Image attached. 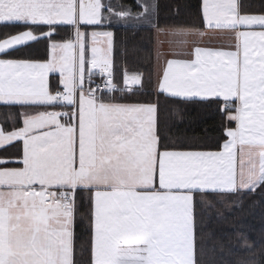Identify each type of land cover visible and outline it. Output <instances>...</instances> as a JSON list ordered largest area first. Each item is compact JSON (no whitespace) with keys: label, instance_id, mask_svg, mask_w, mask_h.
Instances as JSON below:
<instances>
[{"label":"snow or ice","instance_id":"snow-or-ice-1","mask_svg":"<svg viewBox=\"0 0 264 264\" xmlns=\"http://www.w3.org/2000/svg\"><path fill=\"white\" fill-rule=\"evenodd\" d=\"M137 8L102 0H0V25L23 29L0 38V54L42 40L49 49L43 61L0 58V103L36 109L22 113L23 127H0V146L23 142L22 167L0 168V264H76L85 199L89 264H204L197 205L215 208L207 198L215 196L230 207L229 194L264 188V14H241L237 0H202V29L166 32L156 22V0H137ZM105 22L148 25L169 37L160 43L171 46L173 58L165 60L157 92L219 103L235 124L225 127L219 151L169 145L158 132L157 103L105 96L144 86L143 73L127 70L125 87L114 82L112 31L82 28ZM61 26L73 35L56 40ZM216 30L234 33L230 50L195 39ZM51 74H58V87L50 86Z\"/></svg>","mask_w":264,"mask_h":264},{"label":"trees","instance_id":"trees-1","mask_svg":"<svg viewBox=\"0 0 264 264\" xmlns=\"http://www.w3.org/2000/svg\"><path fill=\"white\" fill-rule=\"evenodd\" d=\"M105 4H123L133 12L139 11L137 0H103ZM158 5L156 22L161 29L172 31L177 28L197 27L202 29V0H156ZM241 14H264V0H239ZM106 15L109 14L105 11ZM101 27L113 31L114 82L125 87L123 73L127 70L143 73L144 86H131L132 91H115V100L126 102H155L158 105V132L162 140L182 150H218L227 139L225 127H234L222 113L219 103L185 101L157 92L156 85L164 70V62L159 47L162 32L154 31L148 25L107 23ZM23 30L19 26L0 25V38L5 33L15 34ZM40 30L47 31V27ZM70 26L57 28L56 40L70 38ZM11 55L0 54V58L46 60L48 41L31 42L27 46L9 50ZM167 53V51L165 52ZM164 54V53H163ZM49 83L58 87L57 75L51 74ZM23 108L19 105L0 103V125L5 130L21 125ZM190 146V148H189ZM21 143L16 142L0 148V157L19 155ZM9 165V163H6ZM216 204L215 208H204L200 204L203 225L199 229L198 259L207 264L208 258L214 264H264V188L255 193L229 194L226 199L231 205L224 207L216 203L218 197L208 196ZM197 199H201L199 196ZM217 209L222 216L217 215ZM76 221V264H89L91 234L88 229V205L85 199ZM242 234V235H238ZM244 240L251 246L244 245ZM221 245H223L221 249Z\"/></svg>","mask_w":264,"mask_h":264},{"label":"crops","instance_id":"crops-1","mask_svg":"<svg viewBox=\"0 0 264 264\" xmlns=\"http://www.w3.org/2000/svg\"><path fill=\"white\" fill-rule=\"evenodd\" d=\"M238 4H239V0H237ZM249 15H256V14H249ZM240 30H248L246 28H240ZM252 30H261L259 28V26H254ZM206 34H210L211 36L215 35L217 36L216 38L220 39L221 41L217 44L214 42H210V43H204V44H200V46H204V47H214V48H223L225 50H230L232 48V46L235 45L236 40H235V35L233 32L230 31H220V30H216V31H207ZM195 39H197V37H195ZM173 58L172 56L169 58L171 59ZM48 59V58H47ZM39 61H43V60H39ZM164 67H165V62H164ZM58 75V74H57ZM94 79H97V77H95ZM58 82H59V78H58ZM106 97H112V95L110 93H105ZM116 102H121V103H136V102H126V101H119V100H115ZM142 103H148V102H142ZM43 110V109H40ZM52 110V109H49ZM59 110V109H56ZM34 111H36V109L33 108H23L22 113H33ZM23 115L21 114V125L18 128L23 127ZM0 127H2V125H0ZM157 127H158V111H157ZM18 128L15 129H11V130H6V131H13L16 130ZM16 142H20L21 143V147L23 149V142L22 141H14L10 144L16 143ZM8 144V145H10ZM7 145L4 146H0V148L5 147ZM22 149L19 155H13V156H6V157H0V160H5L7 161V163H9V165L5 164H0V168H15V167H22V164L19 163V160L22 158ZM218 150H204V151H219Z\"/></svg>","mask_w":264,"mask_h":264},{"label":"rangeland","instance_id":"rangeland-1","mask_svg":"<svg viewBox=\"0 0 264 264\" xmlns=\"http://www.w3.org/2000/svg\"><path fill=\"white\" fill-rule=\"evenodd\" d=\"M102 3H104V1L102 0ZM104 16L107 18V15L106 13H104ZM106 23V22H105ZM83 30L91 33L92 31H98V32H103V31H112L111 29L109 28H106V27H101V26H87L86 28H84L82 26ZM113 32V31H112ZM217 36H211L210 34H204L202 37H197V40L200 41V44H204V43H210V42H214V43H219L221 40L216 38ZM169 39L168 36H163L161 38V41H167ZM161 44V47H159V49L161 50V54H162V61L165 62L166 59H169L171 57V51H172V48L171 46L168 44V43H160ZM177 50H180V49H177ZM167 51V53H165ZM164 53V54H163ZM113 55V53H112ZM48 58H49V51H48ZM115 93V92H113Z\"/></svg>","mask_w":264,"mask_h":264}]
</instances>
